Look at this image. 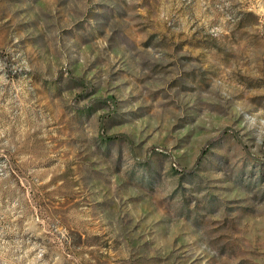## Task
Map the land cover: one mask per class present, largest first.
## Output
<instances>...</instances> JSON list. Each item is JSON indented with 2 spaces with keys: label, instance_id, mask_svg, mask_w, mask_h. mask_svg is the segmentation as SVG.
Listing matches in <instances>:
<instances>
[{
  "label": "rangeland",
  "instance_id": "obj_1",
  "mask_svg": "<svg viewBox=\"0 0 264 264\" xmlns=\"http://www.w3.org/2000/svg\"><path fill=\"white\" fill-rule=\"evenodd\" d=\"M0 264H264V0H0Z\"/></svg>",
  "mask_w": 264,
  "mask_h": 264
},
{
  "label": "trees",
  "instance_id": "obj_2",
  "mask_svg": "<svg viewBox=\"0 0 264 264\" xmlns=\"http://www.w3.org/2000/svg\"><path fill=\"white\" fill-rule=\"evenodd\" d=\"M111 136H112V135H111ZM111 136H103V138L108 139V138H110ZM201 153H203V150L201 151Z\"/></svg>",
  "mask_w": 264,
  "mask_h": 264
}]
</instances>
